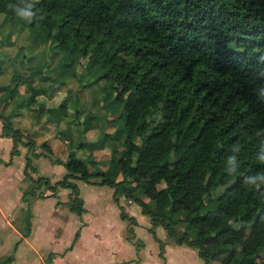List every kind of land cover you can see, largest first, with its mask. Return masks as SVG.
<instances>
[{
	"label": "trees",
	"instance_id": "16d2710c",
	"mask_svg": "<svg viewBox=\"0 0 264 264\" xmlns=\"http://www.w3.org/2000/svg\"><path fill=\"white\" fill-rule=\"evenodd\" d=\"M19 9L33 13L28 24L54 48L100 70L97 80L121 108L108 115L93 159L70 150L66 173L51 185L30 175L34 140L13 127L12 112H0L10 155L18 145L30 153L29 194L41 185L52 194L69 189V210L81 215L74 180L108 186L115 202L130 199L149 218L160 256L156 227L194 248L203 264H264V0H0L4 20ZM20 78L26 98L18 93ZM11 82L0 86L8 93L0 103L13 110L44 91L27 73H14ZM119 215L131 233L135 219L121 208Z\"/></svg>",
	"mask_w": 264,
	"mask_h": 264
},
{
	"label": "crops",
	"instance_id": "0c3cea01",
	"mask_svg": "<svg viewBox=\"0 0 264 264\" xmlns=\"http://www.w3.org/2000/svg\"><path fill=\"white\" fill-rule=\"evenodd\" d=\"M2 23V22H1ZM9 31L4 32L5 35L0 38V66L5 67V70L0 69V86H10L14 84L11 82V77L14 72L12 63L21 62L22 67L28 69V59L20 61V50L22 47H16L17 37L20 32H16L13 28H9ZM20 30V29H19ZM4 31V30H3ZM3 33V32H2ZM15 36V37H14ZM17 36V37H16ZM2 45H6L2 46ZM16 48L19 52L16 54ZM18 73V72H17ZM27 73V72H26ZM25 74V73H20ZM28 77H34L29 71ZM46 80V77L40 76L32 79L33 86H37L41 83V80ZM22 78L19 79L18 93L26 98L29 95V91L21 83ZM17 82V81H16ZM24 87V89L22 88ZM20 88H22L20 90ZM45 92V93H44ZM41 93V92H40ZM35 96L32 103L38 101L41 94H48L46 88L41 94ZM8 93H1L0 98H4ZM67 95V94H66ZM64 96V98L66 97ZM48 97V96H47ZM51 97V96H50ZM62 97V96H61ZM31 103L28 107L23 106L13 110L11 103H0V112L4 115H8L11 112L13 116L11 122L14 128H18L25 133L29 134L34 140L38 156L30 157L28 149L21 145H18V153L11 156L12 140L9 137L1 135V120H0V233L4 236L0 242V257L5 256L3 260H0V264H11L17 260L25 261L27 253L31 252L32 257H36V264H44L45 259H48L49 264H80L82 260L87 256L89 249V243L83 242L84 232L109 230L115 231L109 233V238L118 237L120 251L126 255L125 260L120 261L119 264H203L201 258L198 257L194 248L186 245H176L172 241L166 239L165 232L158 231L156 227L154 229L156 237L164 242L162 255H159L158 243L153 238L150 232V220L147 216L143 215L139 209L134 208L135 203L130 199L118 197L117 202L113 200V190L108 186H100L97 184L84 182L81 180H74L79 191V198L82 200V206L84 211L81 215L72 213L69 210V189L58 188L52 194L44 185L39 188H34L35 195H30V190L34 187L29 178L24 175V166L26 157L31 158V163L34 168V172L30 175L32 178L42 177L46 178L48 184H53L60 180L66 173L63 164L66 161L67 153H64L65 142L70 144L69 139L64 134H54L51 138L46 139L47 130L50 126L36 129L32 127L41 118L44 120L43 112L39 116V119L35 116L36 106ZM4 106V107H3ZM35 109V110H32ZM50 108H47V110ZM41 112V108L38 107ZM92 115V116H91ZM83 117V119H82ZM82 130H73L75 136V144L83 137V141L87 146H92L96 142L102 131L100 130V122L94 117V114H88L85 117L81 114ZM60 119H57L56 126L60 125ZM53 126V124L51 125ZM87 139H94L95 141L89 142ZM97 139V140H96ZM56 140L60 141L59 143ZM29 154V155H28ZM65 169V168H64ZM60 171V173H59ZM115 180L120 178L118 170L113 177ZM90 182H97L95 179H91ZM84 186H99L100 191H88L85 195L81 192V187ZM48 190L49 193L42 195V190ZM64 196V199L61 197ZM48 205V210H42L41 207ZM138 206V205H137ZM64 207V209L62 208ZM120 208L128 215L135 219V224L129 225L132 232H128V221L120 218ZM131 209L135 210V214H131ZM20 210L23 214L22 220L19 226H14L12 219L16 212ZM64 210V211H63ZM29 212V227L26 225V214ZM67 211V214L66 212ZM62 216H59L62 214ZM71 214L76 216L77 227L73 232L70 243L56 251H44L35 246L37 236L40 232L49 230L50 238H56L54 232L56 230L64 229L65 223L71 217ZM9 217V218H7ZM14 221V220H13ZM117 224V226L113 225ZM50 226V228H48ZM116 227V228H115ZM28 230L25 235L24 232ZM78 230V236L72 243L75 232ZM60 233V234H61ZM152 237V241L147 240V235ZM60 236V235H59ZM58 236V237H59ZM146 239V243L144 240ZM115 243V241L113 240ZM109 244V250L113 251ZM21 249V251H20ZM7 252V253H6ZM44 253L46 254L44 256ZM131 253V254H130ZM211 264H221L219 261H213Z\"/></svg>",
	"mask_w": 264,
	"mask_h": 264
},
{
	"label": "rangeland",
	"instance_id": "374dc122",
	"mask_svg": "<svg viewBox=\"0 0 264 264\" xmlns=\"http://www.w3.org/2000/svg\"><path fill=\"white\" fill-rule=\"evenodd\" d=\"M29 22L30 21H25L20 17H14L12 20L7 21L4 20L3 14L0 13V38L5 35L4 32L9 31V28H13L17 33L20 32V35L18 37L16 36L17 39H15V45L18 48L22 47L20 50V61L23 59H28V70L22 67L21 62L12 63V60H10L13 71L16 73H28L30 71L34 76L30 78L31 80L40 76L47 78V81L39 79L41 80V83L37 86H34V88L38 89L46 88L48 94L45 95L41 92V97L38 98L36 104L32 103L33 106L34 104L36 105L34 107L37 109L34 111L35 116L39 119V116L42 112L44 115V120L40 118L39 121L34 124L32 129L34 127H37L36 129H38L41 127V125L44 127L50 126V129L47 130L46 139L49 140V138L54 136L55 133L59 135L64 134L69 139L70 144L65 142L64 153L74 150L76 156L79 158L87 160L93 159L92 155H90L91 146H87L86 144L85 146L80 145V143L83 141V137H81L77 144H75L74 131L82 130L81 118L78 119L79 115L81 114L85 117L90 113L94 114V117H96L100 122L99 127L103 134V132L107 131L105 124L107 122L108 115L117 117L121 108L118 103L113 101V97L108 91L109 86H105L104 80H97V76L100 75V70L94 69L91 71L87 68L86 61L82 57L76 54L67 55L64 52H60L58 49L54 48L53 44H50L46 38L45 32L39 28L34 30L33 27L28 24ZM0 42H2V40H0ZM2 46L7 47L6 45ZM18 48H16V54L19 52ZM0 69L5 70L4 65L0 66ZM22 88L24 89V87ZM22 88H20V90ZM65 95L66 97L64 98ZM59 105L62 106L58 107ZM38 107L41 108V112L38 110ZM47 108L58 109H56L54 113L50 114L47 111ZM57 119L61 120L59 126H56ZM52 124L53 126H51ZM120 125L121 122L115 127ZM40 129L42 130L43 127ZM122 139L123 133L120 134L119 139L116 142L117 146L120 147ZM87 141L93 142L95 140L87 139ZM56 142L59 143L60 141L56 140ZM62 170L64 171L65 169L62 167ZM117 170V165H115L114 162L111 169V175L114 176ZM92 190L100 191L101 188L97 185H82L81 187V192L83 195ZM42 192V195L49 193V191L45 189L42 190ZM61 198L64 199V196ZM62 208L64 209V207ZM134 208L139 209V206L135 204ZM41 209L48 210L49 206H42ZM130 211L132 215L136 213L134 209H131ZM65 212L67 214V211ZM62 215L63 213L59 216ZM70 215L71 217L65 223L62 233L61 230H56L54 232V236L56 238L52 239L50 238L52 234L50 235L48 229L44 232H40L36 237L37 240L35 242V246L38 249L47 252L60 250L62 247L67 246L70 243L73 232L77 227L75 219L76 216L71 213ZM22 216L23 214L20 210L16 212L15 217L11 216L13 217L12 222L14 226L20 225ZM113 225L117 226V224L114 223ZM178 227L181 230L183 225L180 223ZM48 228H50V226ZM157 228L158 231H162L164 234L162 227ZM112 232L114 233L115 231ZM112 232L104 229L99 231L86 230L84 232L85 237L83 242H85V244L89 243V249L87 251V256L80 264H119L121 263L120 261L125 260L124 257L127 256L125 254L123 255L120 251L121 248L118 237L115 239L114 237L109 238V233L112 234ZM2 238H4V236L2 233H0V242L3 244L4 241ZM146 239L152 241L151 235H147ZM146 239L144 240L145 243ZM109 244L111 245L110 247H112V249L115 248V250L110 251ZM7 254L0 257V260H3ZM45 255L46 254L44 253V256ZM27 257L28 258L25 261L20 260L19 262L17 260L15 263L11 264H36V257H32L31 252L27 253ZM44 264H49L48 259H45Z\"/></svg>",
	"mask_w": 264,
	"mask_h": 264
},
{
	"label": "clouds",
	"instance_id": "9594fccd",
	"mask_svg": "<svg viewBox=\"0 0 264 264\" xmlns=\"http://www.w3.org/2000/svg\"><path fill=\"white\" fill-rule=\"evenodd\" d=\"M16 14L18 17H20L21 19L25 21H30L31 16L33 15V13L27 9H19L16 11Z\"/></svg>",
	"mask_w": 264,
	"mask_h": 264
}]
</instances>
